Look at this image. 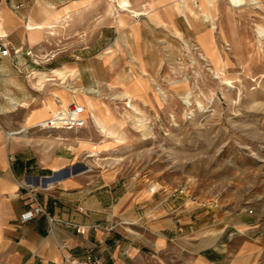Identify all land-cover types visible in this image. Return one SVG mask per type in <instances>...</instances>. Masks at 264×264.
<instances>
[{
    "label": "rangeland",
    "instance_id": "obj_1",
    "mask_svg": "<svg viewBox=\"0 0 264 264\" xmlns=\"http://www.w3.org/2000/svg\"><path fill=\"white\" fill-rule=\"evenodd\" d=\"M260 1L258 7L232 11L231 0H205L206 5L186 0L189 12L187 19L181 17V25L191 26L192 33L165 32L154 47L148 45L152 37L146 34L144 47L150 50L142 52L134 48L131 33L124 38L121 27L126 17L139 22L148 11L124 10L111 2L110 12L85 23L86 32L65 17L51 26L47 50L13 54H24L37 65L26 73L37 91L36 106L61 86L83 89L74 94L83 99L80 102L99 98L93 100L105 121L97 124L90 108V131L87 126L78 131L50 130L40 125L41 120L31 133L21 135L42 150L46 143L51 150L71 149L79 140L99 143L91 152L98 159L96 166L146 183L160 195V214L178 217L182 209L192 211L196 216L192 232L182 233L184 225L178 220L182 234L175 247L181 254L215 245L221 235L237 231L238 221L254 222L264 234V0ZM194 3L199 18L192 21ZM175 7L182 8L179 3ZM203 9L209 20L201 16ZM110 27L111 34L99 35L102 47L109 43L99 54L113 65L97 68L99 82L84 85L78 64L66 63L76 70L73 75L37 86V70L56 68L49 64L43 68V62L61 56L80 61L77 49L90 45L91 31ZM108 73L119 83L105 82ZM0 264L36 263L14 261L1 246Z\"/></svg>",
    "mask_w": 264,
    "mask_h": 264
},
{
    "label": "crops",
    "instance_id": "obj_2",
    "mask_svg": "<svg viewBox=\"0 0 264 264\" xmlns=\"http://www.w3.org/2000/svg\"><path fill=\"white\" fill-rule=\"evenodd\" d=\"M180 1L186 3V0H0V33L7 35L11 48L21 53L47 50L53 24L70 17L76 28L86 32L85 23L110 12V4L115 2L124 10L131 7L138 12L148 11L139 22L133 23L126 17L121 27L124 38L131 33L134 48L142 52L150 50L144 47L146 34L152 37L148 45L154 47L158 36L165 32L192 33L190 25L184 28L181 25V17L187 19L185 12L189 10L177 9L175 3ZM199 1L206 5L205 0ZM260 5V0H244L242 6L231 9ZM196 7L197 4L189 16L192 21L199 18ZM261 30L264 31V25ZM112 31L111 27L92 30L90 45L77 49L82 57L78 62L64 56L43 62V68L48 64L56 68L51 72L37 70V86L42 88L47 81L58 79L65 81L69 74L73 75L76 70L64 66L66 63L78 64L84 85L99 82L97 68L113 65L112 60L100 57L102 48L109 43L102 47L99 35ZM36 68L24 54L0 58V247H7L14 261L69 264L68 261L90 257L104 264H264V234L254 228V222L238 221L237 231L221 235L215 245L181 254L175 241L182 233L192 232L196 216L185 209L179 218L160 214V195L153 194L146 183L116 169L97 167L98 159L91 152L99 148V143L79 140L71 149L53 150L46 143L42 150L41 145L26 141L22 131L31 133L39 121L51 117L58 101L83 100L61 86L42 105L36 106L37 91L26 76ZM105 82L119 83L111 73L106 75ZM90 98L100 101L95 96ZM81 102L90 110L87 101ZM92 125L90 121L89 131ZM32 192L52 220L42 214L21 223V213L35 205ZM150 214L156 216L150 219ZM130 217L137 220L130 221ZM178 220L184 225L182 233L178 231Z\"/></svg>",
    "mask_w": 264,
    "mask_h": 264
},
{
    "label": "built area",
    "instance_id": "obj_3",
    "mask_svg": "<svg viewBox=\"0 0 264 264\" xmlns=\"http://www.w3.org/2000/svg\"><path fill=\"white\" fill-rule=\"evenodd\" d=\"M22 6V4L20 5ZM7 35L0 33V58L11 55L12 53L18 54L20 50L12 49L10 42L7 41ZM29 54V53H28ZM88 115L87 110L81 103L72 100L65 106L60 105L56 112L48 119L40 123L42 127H46L50 130H69L78 131L87 126ZM33 191V190H31ZM35 200V205L25 209L20 215L21 223H27L32 221L39 215H46L50 220L52 218L46 212L42 204L36 199L35 194L32 192ZM177 197V193L173 192L172 197ZM69 264H104L100 259L85 258L82 260H71Z\"/></svg>",
    "mask_w": 264,
    "mask_h": 264
},
{
    "label": "bare ground",
    "instance_id": "obj_4",
    "mask_svg": "<svg viewBox=\"0 0 264 264\" xmlns=\"http://www.w3.org/2000/svg\"><path fill=\"white\" fill-rule=\"evenodd\" d=\"M207 1V0H206ZM231 1H234V7H236V6H241L243 3H244V0H231ZM181 3H180V5H181V7L182 8H185L186 7V3L184 2V1H180ZM247 4V3H246ZM253 5H256L255 3L253 4ZM202 17H204L206 20H209V14L206 12V10H202V15H201ZM52 24V23H51ZM50 25V24H49ZM214 28V27H213ZM71 91L73 92V94L74 93H77V92H83L82 90H78L77 88H73V89H71ZM161 93V95H163V97H164V100L165 99H167V96H166V94H165V92L164 91H161L160 92ZM75 95V94H74ZM76 96V95H75ZM75 101H77V102H79V103H81L82 105H84L85 107H86V105L85 104H83L82 102H80L79 100H77V99H74ZM87 100H88V104H89V106H90V108L92 109V118H93V120L97 123V124H100L101 126L103 125V123H104V119L101 117V115H100V113H99V111H98V106L95 104V102H94V100L93 99H91V98H89V97H87ZM187 101H188V103H190L189 102V100L188 99H186ZM70 102V101H69ZM69 102H64V101H58V107L60 106V105H63V106H65L67 103H69ZM58 107H57V109H58ZM56 109V110H57ZM86 110L88 111L89 109L86 107ZM108 112L110 111L108 108L106 109ZM56 112V111H55ZM54 112V113H55ZM111 112V111H110ZM53 113V114H54ZM112 133H114V132H112ZM91 155H93V156H95L96 154H94V153H92ZM154 190H156L155 188L153 189V191Z\"/></svg>",
    "mask_w": 264,
    "mask_h": 264
}]
</instances>
